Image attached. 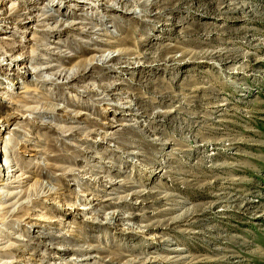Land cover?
Returning a JSON list of instances; mask_svg holds the SVG:
<instances>
[{"label":"rangeland","instance_id":"rangeland-1","mask_svg":"<svg viewBox=\"0 0 264 264\" xmlns=\"http://www.w3.org/2000/svg\"><path fill=\"white\" fill-rule=\"evenodd\" d=\"M117 1L29 0L35 15L53 3V27L81 23L59 32L0 25L21 44L0 77L4 112L44 108L0 116V151L25 190L53 193L0 225V264H264V0ZM51 65L80 76L53 85L22 69Z\"/></svg>","mask_w":264,"mask_h":264},{"label":"bare ground","instance_id":"bare-ground-1","mask_svg":"<svg viewBox=\"0 0 264 264\" xmlns=\"http://www.w3.org/2000/svg\"><path fill=\"white\" fill-rule=\"evenodd\" d=\"M113 1L114 2L111 5L116 6L118 1L117 0H113ZM5 2L6 0H0V6L3 5ZM27 2H29V0H19L17 4H15L14 2H11V4L8 7H6L4 13L0 12V15H4L3 17H0L1 28L3 26L4 27L9 26L11 27V30L13 31V33H10L9 36L11 35L17 36V34L21 33L19 29L15 28L16 27L15 25H21L24 23V21H29V20L31 21V20H34L35 18H38L37 22L40 23V27H42V31H45V32H50V31L59 32L62 30H66V28H72L71 25L73 26V25L81 24V23H72V22H68L67 20H65V21H62L58 27L57 25L53 27L49 21H54L56 18V15L54 13L47 12V10H45L48 7H53V3H49L46 8L38 9L40 10V15L38 14L35 15L31 13V11L27 12L23 10V7L27 4ZM143 4L146 7H149L152 4L154 5L153 0H147ZM82 25L84 26H82V29L80 30V32L84 34L86 37L88 36L92 40H95L96 42H99L102 45H107V46H111L114 44L119 45V43L115 41L116 36H114L113 34L109 35L105 33L104 35H102L103 37H106L107 40H104L101 38H95L94 36L100 37L101 29L93 27V25H91L90 23H84ZM89 25H91V27H88ZM117 26H118V23H116L115 27ZM20 46L21 44L17 43L12 38H9V37L0 38V77L2 78L4 77L6 80H9V79L11 80L10 71L14 70L12 67L13 65L11 63L17 60L11 57H13V52L15 48L20 47ZM46 52H48V55L50 56L56 55L60 59L67 58L69 56L66 52L64 53L63 51H61L59 47L58 48L49 47V49L46 50ZM111 53L112 52H105V54H102L100 56H95V59L91 61L88 67L85 69V73L92 70L96 66H106L107 63H109L113 58L111 56ZM34 55L36 54L33 53L31 56H34ZM119 55H127V54L124 51H119ZM40 60L44 61V60H49V59H45L44 57H41ZM6 61L9 63V66H11L10 68L8 66V63L5 64ZM42 64H44V62L40 63V66ZM4 66H8V68L5 69L6 67ZM22 69H26L27 74H34V80L40 83L41 82L51 83L53 85H62L65 83L68 84L69 82L76 80L80 76L79 72H76L73 69L67 70L66 68H63L61 66L57 68L52 65L49 67H39V68H28V67L24 68L23 67ZM49 69L50 70L53 69L56 72V74H49V72H45L46 70H49ZM2 82H3V79H2ZM16 84H21L19 79H16ZM0 89H3V87L0 86ZM6 92L9 93V91H6ZM19 107H20V110L22 111V115H19L18 113H6L4 112L3 105L0 104V116H3L2 120L8 121L17 116L22 119L32 118L31 117L32 115L38 114L41 112L42 109H44L43 107L42 108L28 107V106H25L24 104L23 106H19ZM50 110L55 111V109H50ZM12 136L14 138V136L16 135H12ZM9 154L10 153H8L7 151H4L3 153L2 151H0V157L3 155L5 157L4 164L0 165L3 168L1 170L2 173L0 174V180L1 179L6 180L7 182H5L3 186L8 188L7 192L0 191V202L2 203V205L0 203V225L2 226L11 225V222L15 220L14 215L17 214L18 212L17 209L19 206H22L23 209L30 211L33 208L32 206L36 205L37 201L53 194V193H49L48 191L45 192V190L43 189L39 192H37V189L36 190L33 189L34 190L33 192H31L29 188L25 190L24 188L27 187V184H28L27 181L30 180V177L24 176L25 173H23L24 170L21 167L16 168L17 166V162H15L16 157L13 158L12 161L9 162V158L12 157ZM69 174H76V172L71 171ZM12 184H17V186H12ZM17 188H21V190L11 191ZM11 201H15V202L12 203ZM116 218L114 215L112 216L107 215L105 217V220L107 221L105 224L110 225L111 221L115 220ZM47 221H49V219ZM49 222L56 223V221L54 220H51ZM92 222L103 224L101 221L96 220V219L95 220L92 219ZM130 263H133V262L130 261V262H127L126 264H130Z\"/></svg>","mask_w":264,"mask_h":264}]
</instances>
